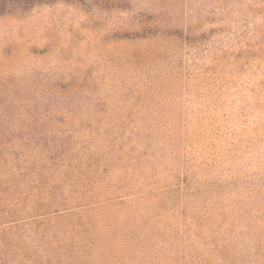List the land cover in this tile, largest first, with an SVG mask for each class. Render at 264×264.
<instances>
[{
  "label": "rangeland",
  "instance_id": "1",
  "mask_svg": "<svg viewBox=\"0 0 264 264\" xmlns=\"http://www.w3.org/2000/svg\"><path fill=\"white\" fill-rule=\"evenodd\" d=\"M21 1L0 264H264V0Z\"/></svg>",
  "mask_w": 264,
  "mask_h": 264
},
{
  "label": "trees",
  "instance_id": "2",
  "mask_svg": "<svg viewBox=\"0 0 264 264\" xmlns=\"http://www.w3.org/2000/svg\"><path fill=\"white\" fill-rule=\"evenodd\" d=\"M9 0H0V15L7 10ZM21 6L30 7L31 2L21 1Z\"/></svg>",
  "mask_w": 264,
  "mask_h": 264
}]
</instances>
